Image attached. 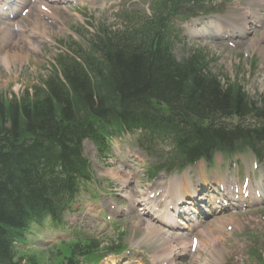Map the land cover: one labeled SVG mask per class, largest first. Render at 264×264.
I'll return each instance as SVG.
<instances>
[{"label":"trees","instance_id":"trees-1","mask_svg":"<svg viewBox=\"0 0 264 264\" xmlns=\"http://www.w3.org/2000/svg\"><path fill=\"white\" fill-rule=\"evenodd\" d=\"M167 16V6L160 3L140 26L128 19L122 31L97 38V47L105 50L103 61L96 63L105 64L103 83H93L78 64L64 58L57 69L64 83L53 70L32 95L0 97V264H36L30 258L23 262L15 243L33 222L58 219L78 188L88 183L83 139L99 145L109 131L143 127L155 138L173 136L174 150L182 151L190 137H185L187 130L169 132L175 118L204 119L222 111L240 116L245 111L241 89L223 88L203 74L196 59L181 65L173 61ZM162 104L166 113L155 107ZM195 132L193 140L198 139ZM204 133L216 150L231 151L242 142L263 148L264 127L251 131L210 122ZM95 248V242L74 246L61 264H77L74 254Z\"/></svg>","mask_w":264,"mask_h":264},{"label":"rangeland","instance_id":"rangeland-1","mask_svg":"<svg viewBox=\"0 0 264 264\" xmlns=\"http://www.w3.org/2000/svg\"><path fill=\"white\" fill-rule=\"evenodd\" d=\"M208 1L212 2L217 7H224L222 0ZM96 2L99 4H94L93 2H91L88 3L84 8L79 10V12H81L82 14V19L76 20L71 19L72 17L69 18L66 23V26L70 28L69 32L59 31L54 35L55 38L60 39V42L62 43L65 41L75 42L78 46L85 48L88 39H90V33L92 34L95 30H98L100 28H105L106 30L115 29L118 25H120V19L117 15L120 14L119 12L122 10L136 9L140 14H142L143 10L145 9L147 0H109V4L106 3L105 6H100L102 0H96ZM49 25L52 26L51 23H49ZM73 28H76V30H74ZM51 30L53 31L52 28ZM72 31H75L77 34L74 35ZM44 43L46 44V46H43V51H46V54L43 53L42 57L36 56V59H31L29 63L28 61H17L14 63L11 62L9 69H6L0 63V95L7 99L12 98L13 95L17 97L18 94L21 95L24 88H28L32 85L37 84V81L39 79H42L48 73L50 64L53 62V59L56 55V52L54 51L56 48H54V46L48 42ZM2 44L3 43L0 41V55L5 52L3 51L4 48L2 49ZM208 47L209 49L207 51V54L208 52L214 53L215 51H217L218 53L221 50L219 48H216V46L214 45ZM174 50V53H176V56L178 58L180 57V55H186L188 52L187 49H184L181 46L175 47ZM258 58L259 59L256 61V63L258 61L259 62L257 63V66H255L256 71L251 70L250 72H248L241 68H238L240 66L244 68L245 66L243 65L231 66L229 63L227 64L226 60L222 57L220 59H216L214 57V61L212 58L210 69L211 72L215 74L218 73L225 79V82L223 81L222 83H227L228 81L232 82L233 80L237 81L244 88V92L247 93L248 98H250L251 101L257 102L260 99V101L257 102V107H262V110H264V71H262L264 68V62L261 65L263 67L262 70H257L259 63L264 60H262L260 56ZM47 59L50 61L47 62ZM128 139L129 138H126L121 142L112 140L113 153H110L109 155L113 154L116 157L136 155L135 145L132 144ZM84 153L93 169L94 183L89 194L87 191L83 193V199L85 200L89 198H98L100 195H105L102 197L105 201V197H109V199L113 198L112 201H115V204H117L118 201H121L119 192L120 187H115L116 183L111 184L110 181L115 178L109 176L108 172L119 166L120 162L115 165L113 158H107L106 160L101 158L100 160H98L96 157L95 149L89 143H85ZM241 158V163L245 166L246 169L250 170V156L248 154H245ZM143 160L144 157L139 155V157L137 158L139 164L143 162ZM232 160H222V158L220 157V159L218 158L217 160V164L221 163L220 166L224 164L225 168H227ZM261 171H264V165L258 164V172ZM221 172L224 173V171L222 170ZM235 172L236 169L234 168L233 173ZM238 172H242V170L239 169ZM156 179L149 182L148 184L154 185ZM146 185L147 183L143 179V175L139 176V186L143 189ZM133 187L134 184L132 182L129 183V188L133 189ZM114 197H117L118 201H116ZM68 221H70V223H73L74 225L78 224L76 227L78 233L84 231L87 233V235H97L101 232H104L103 234L107 235L104 237L105 240L109 241L120 239L124 243V245H126L127 247L129 246L130 249H134L138 252L143 251V253H146L149 251V249H152L154 251L157 250V248H154L153 245H151L153 243L151 240H149L150 244L143 241L145 239L142 235L144 223L142 222L139 215L135 214V212H133V217L120 220L114 230L110 227L107 230L104 229L103 222L88 221L86 219L80 220L77 215H71L70 217H68ZM236 221L237 224L235 229L233 228L234 225L226 220H224L223 222L221 221L222 223L220 222L221 225L226 226L225 228L223 226H219L220 228L212 226L210 231L211 236L208 235L207 238H205L207 236V233L202 229L203 233L199 235L201 236V238H203L205 247L204 245H202V247H200L198 250L197 255L200 256V259H194L196 254L192 256L193 261L191 262V264H202V259L205 257L208 260H211L210 253H212L213 257L219 260L220 264H224V262L226 264L229 253H233V244H235V247L247 246L244 247V249H246L245 258L250 257L249 252L251 249H254V246L258 248V253L261 254L264 250V210H256L245 215H239L236 218ZM208 224H212V222H209ZM230 228L231 230H229ZM54 236L51 239L50 244H52V242L56 240L57 237L56 235ZM70 244L71 242L58 244L45 250H42L44 248L40 247L42 250L41 252H33L34 249L29 250V252L35 256L34 258L36 259L37 264H58L60 258L68 252V245ZM214 244L216 245V248L213 249ZM24 249L25 248H18L20 252H25ZM218 255H221V258ZM230 257L231 259L234 258V254L230 255ZM124 259L126 260L127 257H125ZM247 260L248 259H243L241 264H243L244 262L248 263ZM106 263L110 264V262L108 261H103L102 264ZM209 263L212 264V262Z\"/></svg>","mask_w":264,"mask_h":264},{"label":"bare ground","instance_id":"bare-ground-1","mask_svg":"<svg viewBox=\"0 0 264 264\" xmlns=\"http://www.w3.org/2000/svg\"><path fill=\"white\" fill-rule=\"evenodd\" d=\"M258 1L264 2V0H258ZM247 10H248V12H250L249 8ZM34 24H35L34 28L33 29L30 28V30H29V31H31V33L37 29L38 24L36 22ZM3 33L4 34H3V36H0V39L2 38L3 40H5V37H6V42H7L10 39V32L5 29L3 31ZM257 42H259V41H257ZM260 43H261V41H260ZM17 49H18V52H16ZM13 50H14L13 53H9V52L5 51L0 55V62L2 63V65L6 69L10 68L11 62L14 63V62H17L20 60L21 61H23V60L27 61L28 60L27 54H25L24 52H19V51H21L20 47H16ZM255 50L258 52L260 57L264 58V46L258 45L255 48ZM111 174L113 176H115L116 179L119 180V182L121 184H125V182L129 179L128 175H121L118 173V171H115V170ZM143 201L147 202L146 199ZM149 222H150V220H145L144 224H143V229H142V235L145 238L143 241L145 243H148L149 240H152L154 242L155 246L160 247V244H161V248L165 247V249H173L175 247H182V246H186L189 243V238H185V236L187 234H185V233L170 234L169 231L165 232L161 228L154 226ZM139 241H140V239H139ZM173 253H176V251L169 252L168 255L173 254ZM160 255H161V253L157 252L156 256H160Z\"/></svg>","mask_w":264,"mask_h":264}]
</instances>
